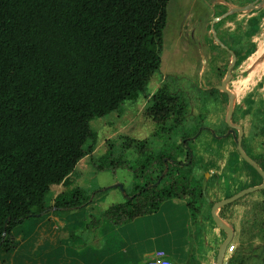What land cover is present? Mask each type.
<instances>
[{
    "label": "trees",
    "instance_id": "obj_1",
    "mask_svg": "<svg viewBox=\"0 0 264 264\" xmlns=\"http://www.w3.org/2000/svg\"><path fill=\"white\" fill-rule=\"evenodd\" d=\"M170 1L0 0V253L15 248L13 233L28 220L84 209L97 194L111 191L91 193L72 175L97 143L91 121L139 99L160 71ZM263 55L264 42L258 59ZM260 70L264 61L257 64ZM148 98L145 113L165 133L163 145L156 147L154 137L120 135L115 157L108 142L98 170L128 169L142 182L132 184L130 193L124 190V202L93 222L119 226L180 201L217 256L227 235L203 210L207 201L191 148L199 131L195 138L178 134L187 125V98L173 80ZM128 151L140 156L136 168L125 158ZM251 158L264 170V151ZM56 185L65 189L48 205ZM227 264H235L234 257Z\"/></svg>",
    "mask_w": 264,
    "mask_h": 264
},
{
    "label": "rangeland",
    "instance_id": "obj_2",
    "mask_svg": "<svg viewBox=\"0 0 264 264\" xmlns=\"http://www.w3.org/2000/svg\"><path fill=\"white\" fill-rule=\"evenodd\" d=\"M253 3L257 8L255 10L234 11ZM263 42L262 0H171L160 71L152 77L146 92L139 99L127 101L119 111L91 121L92 129L98 133V140L91 155L77 166L78 175L75 177L79 181L76 185L91 192L119 190V186L123 185L130 193L132 184H141L142 181L136 179L128 169L99 171L98 158L107 151L109 141L114 145L115 157L120 155V135L138 140L154 137L156 147L163 145L165 133L157 130L156 123L146 115L145 110L149 104L148 95L154 94L168 80H173L175 88L185 94L189 103L187 125L181 127L178 134H187L190 138L199 135L191 143L196 159V177L204 181L203 172L208 169L205 165L221 172L226 170L224 166L227 164L235 161L237 167L241 164V175L229 178L221 176L214 187L207 188L209 198L220 200L226 188L244 182L247 184L245 187L249 188L261 185L262 178L241 158L236 140L227 134L231 133L230 119L232 125L243 129V148L250 157L264 151V70L256 71L257 64L264 61V57L258 59ZM232 44L238 50V55L235 54L232 78L226 84L232 94L230 96L218 87L228 78V69L233 60ZM231 100L234 102L232 113ZM235 134L238 136L239 131ZM125 158L136 168L137 163L134 162L140 156L128 151ZM112 179L118 183L116 186H109ZM54 192L55 189H52L46 197L48 205ZM206 207L207 212L211 211L209 205ZM236 207L244 211L236 216L231 213V217L223 221L233 229L245 228L246 232L237 235L232 245L235 253L226 256L225 263L234 257L235 264H264V193L257 191L249 194ZM90 212L88 207L84 216ZM93 221L97 222L96 216L85 222L82 239L94 237L99 226H95ZM220 236L223 237L222 234ZM211 239L213 243V235ZM83 245L90 248L92 253L100 251V247H92L86 242ZM213 257L217 258L215 254Z\"/></svg>",
    "mask_w": 264,
    "mask_h": 264
},
{
    "label": "crops",
    "instance_id": "obj_3",
    "mask_svg": "<svg viewBox=\"0 0 264 264\" xmlns=\"http://www.w3.org/2000/svg\"><path fill=\"white\" fill-rule=\"evenodd\" d=\"M236 162L227 164L224 166L226 170L221 172L205 165L208 169L203 174H210L211 180L208 189L214 187V183L221 176L229 178L241 175V164L237 167ZM75 175H78L77 168L72 175V180L77 184L79 180ZM114 180L112 179L109 186L118 184ZM245 185L246 182L232 187L228 185L224 197L220 200L210 198L211 202L204 205V212H211L206 211V206L224 200L227 193H239L248 189L249 186ZM52 189L55 192L50 204L65 188L63 185H56ZM123 192L121 189H113L97 194L93 203L88 206L91 212L86 216L84 211L88 207L81 210L55 211L42 219H33L27 225L25 223L18 227L13 233L15 248L0 253V264H150L157 251H164L171 264H216L213 248L206 245L203 236H199L200 222L191 217L190 211L180 201L164 202L157 212L139 216L119 226L104 221L93 238L82 239L85 222L92 216H100L109 207L123 203ZM240 201L241 199L222 211L223 207L218 212L220 218L228 220L231 213L236 216L244 211L236 207ZM234 231L233 242L237 235L242 234V228L237 227ZM84 242L95 248L100 247V251L92 253L90 248H85Z\"/></svg>",
    "mask_w": 264,
    "mask_h": 264
},
{
    "label": "water",
    "instance_id": "obj_4",
    "mask_svg": "<svg viewBox=\"0 0 264 264\" xmlns=\"http://www.w3.org/2000/svg\"><path fill=\"white\" fill-rule=\"evenodd\" d=\"M262 4H264V0H262ZM257 9L255 6V3L244 7V8H235L234 11L236 12H249L252 10ZM232 56H233V60L232 63L228 69V78L225 82H223V84L221 86L218 87L219 90L224 91L226 93H228L230 96L232 95L231 92L226 88V84L231 80L232 78V68L235 64V54L234 52H232ZM231 110L230 112L232 113L233 111V107H234V102L233 100H231ZM228 124L231 128V133L234 136V138L236 139V146H237V150L241 156V158L243 160H245V162H247L249 165H251L262 177L263 183L259 186H255V187H251L248 189H245L237 194H235L234 196H232L231 198L228 199H224L221 200L217 203H215L212 207L211 210V216L214 219L215 223L218 225L219 228H221L227 235L226 240L223 242V244L221 245L218 255H217V260H216V264H225V260H226V255H227V251H228V247L229 245L233 242L234 236H235V231L232 227H230L228 224H226L219 216L218 212L223 208L226 207L230 204H233L235 202H237L238 200L248 196L249 194L255 193L257 191H263L264 190V170L257 164V162L255 160H253L244 150L243 148V129L240 126H235L232 125L230 123V119H228ZM239 131V135L236 136L235 132ZM210 174H206L205 179L203 181V193L205 196V199L208 203L211 202L208 192H207V187H208V180H209ZM120 189L122 191H124V187L122 185L119 186Z\"/></svg>",
    "mask_w": 264,
    "mask_h": 264
},
{
    "label": "built area",
    "instance_id": "obj_5",
    "mask_svg": "<svg viewBox=\"0 0 264 264\" xmlns=\"http://www.w3.org/2000/svg\"><path fill=\"white\" fill-rule=\"evenodd\" d=\"M230 245H229L230 248L228 247V249H229L230 253H232L235 250V247L230 246ZM150 264H171V262L169 260H167L166 253L164 251H157L154 253Z\"/></svg>",
    "mask_w": 264,
    "mask_h": 264
},
{
    "label": "flooded vegetation",
    "instance_id": "obj_6",
    "mask_svg": "<svg viewBox=\"0 0 264 264\" xmlns=\"http://www.w3.org/2000/svg\"><path fill=\"white\" fill-rule=\"evenodd\" d=\"M230 130V129H229ZM231 131V130H230ZM232 135V134H231Z\"/></svg>",
    "mask_w": 264,
    "mask_h": 264
},
{
    "label": "bare ground",
    "instance_id": "obj_7",
    "mask_svg": "<svg viewBox=\"0 0 264 264\" xmlns=\"http://www.w3.org/2000/svg\"><path fill=\"white\" fill-rule=\"evenodd\" d=\"M250 58V57H249ZM250 60V59H249Z\"/></svg>",
    "mask_w": 264,
    "mask_h": 264
}]
</instances>
